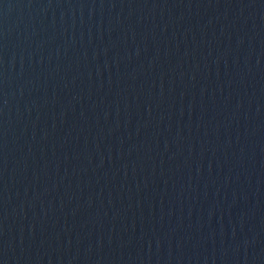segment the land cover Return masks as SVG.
Wrapping results in <instances>:
<instances>
[{
  "label": "water",
  "instance_id": "water-1",
  "mask_svg": "<svg viewBox=\"0 0 264 264\" xmlns=\"http://www.w3.org/2000/svg\"><path fill=\"white\" fill-rule=\"evenodd\" d=\"M0 264H264V0H0Z\"/></svg>",
  "mask_w": 264,
  "mask_h": 264
}]
</instances>
